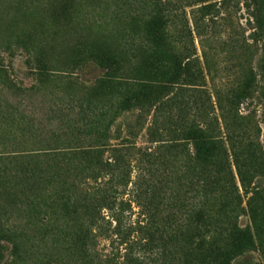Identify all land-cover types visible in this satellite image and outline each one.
Returning <instances> with one entry per match:
<instances>
[{"label": "trees", "instance_id": "1", "mask_svg": "<svg viewBox=\"0 0 264 264\" xmlns=\"http://www.w3.org/2000/svg\"><path fill=\"white\" fill-rule=\"evenodd\" d=\"M150 30L153 54L113 115L10 155L37 163L22 193L43 225L37 241L0 229V264H264V0H155ZM121 62L97 59V88ZM123 114L129 139L111 129Z\"/></svg>", "mask_w": 264, "mask_h": 264}, {"label": "rangeland", "instance_id": "2", "mask_svg": "<svg viewBox=\"0 0 264 264\" xmlns=\"http://www.w3.org/2000/svg\"><path fill=\"white\" fill-rule=\"evenodd\" d=\"M153 1L0 0L1 230L39 239L42 222L29 220L24 212L27 168L37 163L10 155L35 149L33 142L47 145L78 136L118 110L131 92L128 82L137 78L143 59L153 54V44L145 41L151 36ZM230 12L235 26L240 22L246 27L243 4H232ZM104 55L122 58L112 88L96 87L106 72L97 63ZM257 109L262 119V106ZM127 118L131 115L123 114L111 129L121 126L122 137L129 139ZM147 141L145 132L135 140L139 146ZM41 164L48 173L59 168L57 161ZM242 223L247 224V218ZM8 257L5 253V260ZM243 261L256 264L261 259L252 253ZM28 264H39L37 256Z\"/></svg>", "mask_w": 264, "mask_h": 264}]
</instances>
